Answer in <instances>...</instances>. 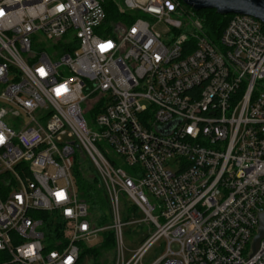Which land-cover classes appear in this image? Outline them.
Here are the masks:
<instances>
[{"label":"built area","instance_id":"obj_1","mask_svg":"<svg viewBox=\"0 0 264 264\" xmlns=\"http://www.w3.org/2000/svg\"><path fill=\"white\" fill-rule=\"evenodd\" d=\"M107 1L0 0L3 264H79L81 244L108 231L112 264H264V239L252 248L264 24L234 14L212 41L181 0H113L129 22L110 20ZM78 151L102 180L106 225L80 198ZM39 211L62 224L55 248ZM125 227L143 233L139 247H125Z\"/></svg>","mask_w":264,"mask_h":264},{"label":"trees","instance_id":"obj_2","mask_svg":"<svg viewBox=\"0 0 264 264\" xmlns=\"http://www.w3.org/2000/svg\"><path fill=\"white\" fill-rule=\"evenodd\" d=\"M106 10L110 20L115 21L119 18L120 20L126 22L131 20L129 15H123L120 13L119 6L113 0H108L106 2ZM197 15L202 20L205 34L212 41H217L220 38L231 18V15L218 14L214 9L200 10L197 12ZM74 171L80 198L89 205L91 213L98 225L102 226L108 224L110 222V207L100 176L97 172L94 173L93 176H89L78 158L76 159ZM1 186L2 184L0 182V195ZM37 215L42 218L46 227V235H48L47 247L49 249L55 248L54 244L51 243V240L61 239L64 234L62 224L58 220V215L46 211H39L37 212ZM101 249H108V251L112 250V252H114L115 238L112 231L104 233L101 243L97 246L90 247L85 244H81L80 261L86 254L90 253L93 254L96 259L94 264H100L97 257L99 255L98 251ZM5 258V255L0 252V264H3ZM112 260L109 264H112Z\"/></svg>","mask_w":264,"mask_h":264},{"label":"rangeland","instance_id":"obj_3","mask_svg":"<svg viewBox=\"0 0 264 264\" xmlns=\"http://www.w3.org/2000/svg\"><path fill=\"white\" fill-rule=\"evenodd\" d=\"M119 4L124 5V1L125 0H116ZM186 8L189 10H192L190 6L186 5ZM193 11V10H192ZM196 15V17H198L197 15V11H195L194 13ZM200 18V17H198ZM201 19V18H200ZM90 115H87V118H89ZM77 158L82 161V163L85 166V170L87 172V174L89 176H93L94 173H96L95 168L92 166V163L90 162V160L87 158V156L82 152H77L76 153ZM118 161V165L122 166L124 168V170H126L129 174H134L132 168L130 166H127L123 163L122 160L117 159ZM150 199L152 202H156L157 200L150 196ZM125 199L122 197V204H124ZM147 227L144 228V232H146ZM144 239V235L143 233H139L136 231H131L129 229V227H125L124 229V245L127 249H135L137 247H139L140 243L142 242V240ZM163 241H159L157 244H155L152 249L148 252V254L146 255L145 259H144V263H149L152 262L154 259H157L158 257H160L162 255V249L160 247V245L162 244ZM101 243V239H95L93 240L89 245L91 246H97ZM87 245V246H89ZM99 255H98V262L100 264H109L112 260V256L114 254V252L108 251V249H101L98 251ZM95 257L93 254H86L83 259L79 262V264H94L95 262Z\"/></svg>","mask_w":264,"mask_h":264},{"label":"water","instance_id":"obj_4","mask_svg":"<svg viewBox=\"0 0 264 264\" xmlns=\"http://www.w3.org/2000/svg\"><path fill=\"white\" fill-rule=\"evenodd\" d=\"M195 11L214 9L221 15L244 14L259 19L264 24V0H181ZM264 239V212L259 215L257 234L252 248L256 252Z\"/></svg>","mask_w":264,"mask_h":264},{"label":"snow or ice","instance_id":"obj_5","mask_svg":"<svg viewBox=\"0 0 264 264\" xmlns=\"http://www.w3.org/2000/svg\"><path fill=\"white\" fill-rule=\"evenodd\" d=\"M101 47L103 48L104 46L102 45ZM39 71H40V73H41L42 75H44V70H43V69H40ZM64 90L66 91V89H64ZM56 91H57V93L59 94L60 91H61V89H57ZM0 139H2V138H0ZM60 195H62V194H60Z\"/></svg>","mask_w":264,"mask_h":264}]
</instances>
